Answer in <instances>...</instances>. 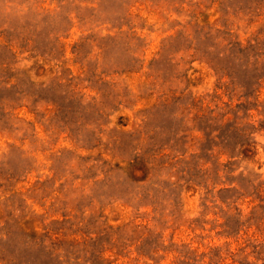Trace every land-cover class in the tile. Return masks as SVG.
Wrapping results in <instances>:
<instances>
[{"label":"rangeland","instance_id":"374dc122","mask_svg":"<svg viewBox=\"0 0 264 264\" xmlns=\"http://www.w3.org/2000/svg\"><path fill=\"white\" fill-rule=\"evenodd\" d=\"M255 40L264 0H0V264H264V81L211 63Z\"/></svg>","mask_w":264,"mask_h":264},{"label":"trees","instance_id":"16d2710c","mask_svg":"<svg viewBox=\"0 0 264 264\" xmlns=\"http://www.w3.org/2000/svg\"><path fill=\"white\" fill-rule=\"evenodd\" d=\"M217 62L213 67L230 78L236 88L247 90L246 98H250L264 81V41L255 40L248 44L230 41L223 45L216 54ZM211 120V119H210Z\"/></svg>","mask_w":264,"mask_h":264}]
</instances>
